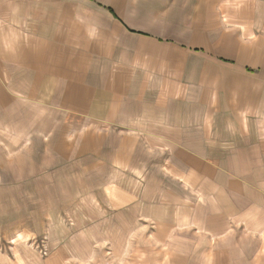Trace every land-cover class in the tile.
I'll return each mask as SVG.
<instances>
[{"label":"rangeland","instance_id":"1","mask_svg":"<svg viewBox=\"0 0 264 264\" xmlns=\"http://www.w3.org/2000/svg\"><path fill=\"white\" fill-rule=\"evenodd\" d=\"M184 60L163 86L154 70L117 118L35 101L0 77V264H264V108L237 120L245 101L221 81L216 109L194 101L214 60ZM249 65L234 78L251 90Z\"/></svg>","mask_w":264,"mask_h":264},{"label":"crops","instance_id":"2","mask_svg":"<svg viewBox=\"0 0 264 264\" xmlns=\"http://www.w3.org/2000/svg\"><path fill=\"white\" fill-rule=\"evenodd\" d=\"M155 43L167 52L156 54ZM186 52L215 61L205 62L211 75L204 71L195 85L209 87L194 101L207 94L216 109L221 81L231 100L245 101L237 120L251 116V104L264 108V0H0L1 83L35 101L61 98L59 108L80 116L122 115L117 110L137 102L154 70L163 86L171 65L186 69ZM217 61L227 68L222 77ZM250 63L259 70L251 90L250 78H234L235 67Z\"/></svg>","mask_w":264,"mask_h":264}]
</instances>
